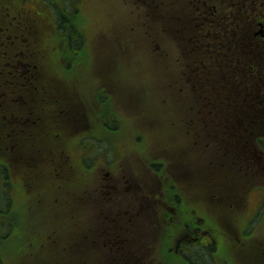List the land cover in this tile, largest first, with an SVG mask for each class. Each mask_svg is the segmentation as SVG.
Listing matches in <instances>:
<instances>
[{"label": "rangeland", "instance_id": "obj_1", "mask_svg": "<svg viewBox=\"0 0 264 264\" xmlns=\"http://www.w3.org/2000/svg\"><path fill=\"white\" fill-rule=\"evenodd\" d=\"M47 1L48 0H46V2ZM163 1L170 3L172 0ZM21 5H24V3H21ZM101 6L103 8L112 6L115 13L118 12L120 17L123 15V9H125L122 0H115L114 3ZM102 7H98V9L103 10ZM261 7H253L255 9L257 8L255 13L256 19L259 15L264 13V8L260 10ZM105 13L108 14L109 12L107 11ZM105 13H100L99 16L104 18ZM79 17L80 16L77 15L71 18L70 21L73 29H76L75 23ZM53 18H55V16H53ZM155 18L157 17L151 16V20H147L144 17L139 22H129L128 24L119 22V24H124L121 25L123 28L120 32L122 39L118 38L119 48L124 50L128 48L130 51H135V47L131 45L132 43L139 48L132 60L114 59V62L119 64V66L121 65L124 69L125 78H123L122 81L124 88L131 85L132 87L140 86L141 89H144V85L149 84L147 87L149 92L158 90L159 95L169 99L171 106H168L166 111L162 108L161 111L157 112L161 115L155 123L157 125L160 122V126L158 129L151 130L150 134L142 128H140L142 132L137 130L139 124L134 120V117L127 116L125 118L126 115L123 113L124 108H120V104L122 105L120 94L115 95V93H112V95L109 94V96L97 101L93 98V95L101 90L99 86L108 79L109 74L110 78L117 82V80L113 78V75L114 77H121L123 73L120 69L114 68L113 72L101 69L97 71L98 75L92 77L90 72L94 68H97V66L87 63L89 59L91 61L94 60L91 42L85 45L84 53L79 55L76 59H73L71 56L67 57L61 54L58 49L62 44L63 48L68 51L73 41H65L60 37V43L58 47H56V41L52 36L56 31L51 33L50 30V24L56 23L59 28V33L62 35L66 33L59 24V20L49 18V15H46V13L38 19L37 30L40 31L39 36L41 35V37L46 38V40H40L41 51L38 62L41 61L43 63L46 73L43 77L47 84L45 88L46 93L43 96L46 97V102L52 106L50 109L51 112L46 111V126L48 131H50V136L55 135L63 138L67 133L73 130L74 126L80 128L83 127L85 123H88L90 129H94L97 132L105 131L111 133V135L120 136L115 142V154L112 153V156L116 161L126 162L132 168L136 166V161L134 157L129 156L128 150L134 151L135 153L142 151L144 157L148 150L153 148L157 150L156 153H153L154 155L163 157L175 151L176 158L186 159L187 153H185L186 148L184 146L189 145V143L193 141L192 137L186 136V133L189 127L192 128L193 126L188 125V112L185 111L184 107L188 101L192 100V96H190L191 91L190 93L188 91L185 71L173 67L170 69H163L162 62H159L156 68L151 67L149 66L148 59L144 57V53L141 52L140 49V43L141 40L145 38V33H157V29L154 25ZM247 23L250 25L248 20ZM11 27H9L10 32L14 33L15 27L13 25ZM21 41L22 40H17L16 45L19 46ZM168 41L171 42L169 44L176 42L175 39H169ZM1 48L2 44H0V49ZM225 49L228 50V48ZM154 50L155 49H151L152 54ZM125 52L126 51L120 54L129 55V53L127 54ZM4 54L5 52H3V55ZM63 58L68 59V66L72 64L71 69H67L65 64L62 63ZM164 58L165 56L163 54H158L156 56V59L162 61ZM82 61L86 63H82ZM17 65L18 62L8 64L6 59L3 61V67L8 73L13 67L17 68V74H19L21 70H24L23 66L17 67ZM169 83L171 86L177 87V95L179 97L177 101L172 96V89L167 87ZM57 86L62 87L63 92H58ZM35 96L38 99L41 97L39 93H35ZM201 99L204 100L202 97ZM179 105L181 109L177 110L176 108H178ZM100 109H102V111H100ZM224 111L226 110H220L219 108L214 110L213 116L207 115L211 119L209 128L213 129L214 126H216L222 134L225 133L226 127L238 125L237 120L229 119L225 116L218 117L219 114ZM141 112L142 110H136L131 112V114L139 117L141 116ZM239 113H242V111H239ZM88 114L92 115L89 121ZM112 115L115 116V119L109 122ZM50 119H52V121H50ZM55 120L63 127L60 135H57L59 130L56 128ZM200 130H202V127H200ZM137 137L140 139L144 138V147L140 150V146L136 140ZM35 140L37 142L45 141L46 144V146L40 150L39 154L34 156V154L31 153L30 157L24 155L16 157L17 163L20 166L25 165L27 162L32 163L35 161V165L39 169L41 176H38L36 181L27 182V185L21 182H15L18 189L22 192H15L14 201L11 200L10 205H2V207L8 208V210L0 212V218H2L0 225L2 224L4 233L6 231L8 234L6 238L9 237L12 243H20L24 248H29L31 251L33 248V253H31L32 257L28 259V262L20 257L14 264H100L99 259H101V257H88L87 251L89 252L90 250L83 247L86 242L84 234L88 232V229H81L79 234L77 233L79 224L78 219H81L78 207L86 223L90 221L89 216H92V208L87 206L86 203L81 206L78 200L81 196L88 195L87 190H90L91 185L83 184L81 187H70V193L64 190L60 192L56 189L55 178L57 174H63L64 169H58L54 172L51 169L52 161H48L47 156H51V154L55 156L57 155V153H55L57 151L55 148L51 147L52 140L50 137L35 138ZM73 142H75V139L70 138V146L71 144L74 145ZM102 145L104 148L106 147L105 144ZM23 146L26 147V144L24 143ZM204 149L207 151L208 155L209 150L205 147ZM6 151V148L0 145V152L4 153ZM103 152L104 150H101L98 153L102 154ZM8 154L9 152H6L5 155L0 157L2 159L6 157L11 158ZM11 163L15 164L13 159ZM13 164H11V166H13ZM182 164L186 165V163ZM207 164L211 165L212 162L206 163L203 159L197 166H194V171L198 168L197 174L201 173L203 179L211 180L210 183L207 184L205 197L201 196L203 201L206 202V206L203 207L204 202L199 201V197H193L189 194L183 197L184 200L180 203H178L182 199L180 194V196L177 194L178 197L171 196L169 203H171L170 210L172 213H166L167 221L157 220L154 223L155 225L163 226V230L157 238L155 250L152 251L154 257L157 256L160 259L159 261L163 264H187L188 262L185 260V251L188 247L183 244L194 243L192 242L194 241L192 236L197 235L198 233L196 234V230H199L198 232L201 234L213 233L211 242L217 249L218 255L220 254L227 264H252L250 257H253L256 252L260 253L258 257L260 258V262L264 264V205L263 209L261 208L258 211V215L263 216L259 218L252 229L244 230L247 216L255 211V201H258L260 197L256 200L255 192L250 193L249 201L246 206V201L242 199V195L247 190V184L241 181H233L234 177H236L237 180L240 178L237 175L233 177L226 175L223 181L215 182L219 175L212 173L215 169H212L213 167H208ZM69 166V171L73 169L80 170L77 161L71 162ZM89 166L90 164L88 167ZM183 169L186 170L185 168ZM95 173L96 169L94 167L89 168L87 171V175ZM28 174L29 178L32 179L31 176L37 175L38 172H29ZM43 174L50 175L46 177V187H44L43 192L45 198L38 196L37 193V189L42 183L41 179ZM215 184H218V186ZM178 187L180 189L190 187V183L184 178V182H179ZM1 188L2 187H0V189ZM229 190L235 191L238 194L239 199L234 205L222 206L221 200L218 203L216 200L209 199L215 193H219L220 196H224L223 198H225L229 194ZM254 190L259 192L257 188H254ZM27 191H31L35 194V198L31 196L29 202L24 196V193L26 194ZM188 198L189 200H187ZM35 201L40 202L37 205L34 204V207H32ZM190 201H196L200 209L195 210L196 206H192ZM161 204L162 203L159 202L156 207L159 208ZM37 206H39L38 209H36ZM215 206H218L220 210L217 214H212L213 211H215ZM224 211H227L225 217L223 215ZM148 212V209L146 212H144L143 209L139 211L135 210L130 214V220L128 221V225L139 224V232L140 234H144L143 237L145 238L152 235V233H149V228L151 226L147 227L145 224L147 221H150ZM94 216L95 218L97 217L96 212ZM16 224L29 225L28 228H24L29 233L28 236L30 240L26 239V237L21 239L20 237L16 238L14 236L16 232L12 226H16ZM80 225L82 228L85 226L82 220H80ZM139 226L135 225L133 229H138ZM158 228L157 226V230H159ZM126 234L127 232L125 233L123 229L124 238ZM130 234L131 233L127 235L130 236ZM201 234L199 235L200 237ZM81 237H84V239L80 240ZM134 242L136 243L137 239ZM195 247L197 248L196 251L200 249L197 246ZM95 249L99 254L101 253L100 247H95ZM143 254L145 255V253ZM204 262L205 264H209L210 261ZM118 263L122 264L120 261H118Z\"/></svg>", "mask_w": 264, "mask_h": 264}, {"label": "flooded vegetation", "instance_id": "obj_2", "mask_svg": "<svg viewBox=\"0 0 264 264\" xmlns=\"http://www.w3.org/2000/svg\"><path fill=\"white\" fill-rule=\"evenodd\" d=\"M63 3L67 6L69 4L68 8H75V16H80L76 23L83 24L81 18L86 13H92L93 6L99 3H114V0H63ZM122 4L125 7L123 9L125 12L124 20L127 24L129 22H139L144 17L147 20H151V16L157 17L154 21L157 33H145V38L141 40L142 44L156 45L162 36H168L176 40V44L179 46L178 51L181 54L185 52V45L187 47L191 46L189 50L191 52L199 51L202 49V45L205 44L206 38L220 37L231 31L233 17L236 35L240 36L242 33V5L244 0H172L170 3L163 0H122ZM261 5L264 6V0ZM32 6V8L21 4L14 6L11 0H0V21H4L9 26L13 25L16 29L11 37H8L9 41H4L0 37V44H2L0 49V107L5 106L9 109V111L0 112V145L4 146L6 152H9L8 155L11 156V158L6 157L5 159L0 157V187H2L0 195L3 192L5 196L4 202L0 199V212L8 210L2 205H10L11 200L14 201L15 192H22L15 182L27 185V182L36 181L38 176H41L35 161L20 166L17 163L16 156L30 157L31 153L34 156L39 154L46 144L45 141L37 142L35 138L52 137L46 126V111L51 112L52 106L46 102V97L43 96L46 93V80L43 79L46 73L43 63L38 62L41 51L40 40H45V37L39 36L40 31L37 30L40 10L37 9V15H35V5ZM252 12L255 15V8ZM89 21L91 22V19ZM253 29L255 34L256 25ZM75 30L81 38L79 42H74L78 46L70 48L74 50L75 54L81 55L85 51V45L83 44H85V38L89 36V31L86 27L83 42L82 33L77 28ZM65 32L66 37L71 39L67 31ZM114 35L113 32L109 31L99 32L100 55L103 66L110 67L113 65ZM17 40H22L19 46L16 45ZM3 52H5L4 55ZM3 58L6 59L8 64L18 62L17 67L23 66L24 70L17 74V68L13 67L8 73L3 67ZM119 86L109 85L108 96L115 93V95L120 94L123 100L126 97L141 98L134 87L129 85L123 91ZM36 89L41 95L39 99L35 96ZM112 119H115V116L112 115L109 122ZM89 120L90 114H88ZM55 123L56 127H61L56 120ZM84 128L88 129L90 125L85 123L80 128L74 126L73 130L63 138H51V147L63 149L58 160L62 162L61 166L65 165L63 174H57L55 178V188L60 192L64 190L70 193V187H81L83 184L91 185L90 190L92 191L87 190L88 195L81 196L78 200L81 206L86 203L87 206L92 208V216H89L90 221L86 223L78 207L81 219H78L77 233L79 234L81 229H88V232L84 234L86 242L83 247L89 249L100 247L101 253L99 254L96 250L97 253L88 257H101L99 259L100 264H119L118 261L122 264H146V238L143 237L144 234H140L139 224L128 225V221L133 211L143 209L146 212L147 206L157 205L161 201L163 182L162 172L160 173V171L162 168L157 165V162L148 165L141 151L135 153L128 150L129 156L134 157L136 161V166L133 168L126 162L116 161L112 153L115 154V142L119 138L108 132L105 139L96 135L95 130L92 129L90 135L93 141L85 142L81 134V130ZM57 135H60V133ZM70 138L75 139L74 145L71 144L70 146ZM137 140H140V138H137ZM24 143L26 147L23 146ZM102 144H105L106 147L104 148ZM139 146L140 150L141 144ZM69 149L76 151L74 160L67 153ZM83 150L97 152L104 150L94 163L95 174L86 175L75 169L69 171L71 162L77 161L79 164H85L83 154L77 153ZM6 152H0V156L5 155ZM170 156L172 160L168 163L170 164L171 175L174 176L177 182H184V178L187 179L190 187H192L194 183L192 168L195 164L190 158L187 160L176 158L175 151ZM12 159L15 164L11 163ZM47 159L50 161V156H47ZM182 163H186V165ZM153 165H155V168H152ZM29 172H38V174L35 176L30 175L32 177L30 179ZM48 176L50 175H42V183L37 189L38 196L44 197L43 192ZM24 196L28 202L31 196L35 198V194L31 191L24 193ZM182 200L179 202H182ZM39 202L35 201L32 207ZM221 205L226 206V202L221 201ZM38 208L39 206L36 207V209ZM95 212L97 213L96 218L94 216ZM1 220L2 218H0V222ZM80 220L85 224L83 228L80 225ZM145 224L147 225V222ZM135 225L139 228L133 229ZM28 226L26 224L12 226L16 232H14V236L21 239L26 237L30 240L29 233L25 230ZM123 229L125 233H131L130 236L126 234L124 238ZM7 236L8 234L6 231L4 233L1 224L0 264H14L20 257L28 262V259L32 257L33 248L31 251L29 248H24L20 243H12L9 237L6 238ZM192 238L194 240L192 242L202 241L200 236L195 235ZM82 239L84 237L80 238V240ZM136 239L137 242L135 243ZM185 246L190 250L191 247H194V244ZM258 256H260V253L256 252L254 260L257 264H262ZM209 264H215V262L211 260Z\"/></svg>", "mask_w": 264, "mask_h": 264}, {"label": "trees", "instance_id": "obj_3", "mask_svg": "<svg viewBox=\"0 0 264 264\" xmlns=\"http://www.w3.org/2000/svg\"><path fill=\"white\" fill-rule=\"evenodd\" d=\"M56 7L60 10L49 12L48 9L46 15L56 14L59 24L64 31H67L71 40L79 42L81 36L75 32L70 21L74 15L67 8L59 5ZM228 50H223L211 43L202 57L191 61L193 63L191 68L186 70L191 94L195 101L201 97L207 98L206 104L212 111L219 108L226 110L222 116L241 122L243 130L255 129L254 135L263 134L264 131L260 129L264 128V39H255L243 33L239 53L240 61L234 50V39L233 51L228 53ZM212 52L218 55H211ZM57 90L59 91L58 88ZM236 111H242L243 116L239 117ZM51 158L53 162H56L53 155ZM3 195L2 192L1 198L4 202ZM212 247L213 245H209L208 248L197 250L193 254L194 260L202 263L211 261Z\"/></svg>", "mask_w": 264, "mask_h": 264}, {"label": "bare ground", "instance_id": "obj_4", "mask_svg": "<svg viewBox=\"0 0 264 264\" xmlns=\"http://www.w3.org/2000/svg\"><path fill=\"white\" fill-rule=\"evenodd\" d=\"M193 254H192V259H190V261L192 262V263H196V261L194 260V258H193Z\"/></svg>", "mask_w": 264, "mask_h": 264}]
</instances>
